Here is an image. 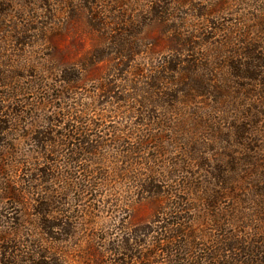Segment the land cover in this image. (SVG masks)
<instances>
[{"label":"trees","instance_id":"obj_1","mask_svg":"<svg viewBox=\"0 0 264 264\" xmlns=\"http://www.w3.org/2000/svg\"><path fill=\"white\" fill-rule=\"evenodd\" d=\"M147 1H15L24 13L13 21L21 23L4 28L3 51L13 43L15 56L21 51L26 61L29 47H45L49 58L33 64L40 73L29 74V86L10 87L0 69V146L23 131L33 148L15 151L5 165L18 178L7 179L6 191L18 206H30L33 218L26 235L1 228L19 227L20 218L1 220L0 264H264V237L228 231L244 224L238 208H219L240 168L222 162L209 170L207 141L212 132L224 133L220 115L241 97L254 109L238 118L240 140L264 116V37H251L254 22L264 36V7L243 14L252 25L210 22L224 34L212 39L198 28L188 31L185 19L174 22L176 8L193 0ZM12 3L3 0L0 22L14 18ZM56 5L71 20L87 19L80 28V36H89L85 54L78 56V41L60 45L69 25H56ZM194 7L199 17L211 15ZM89 82L98 93H79ZM47 103L54 110L40 117ZM228 155L239 164L237 151ZM142 201L154 215L132 224V203ZM102 213L116 218L114 226L94 221ZM202 221L205 229L196 227Z\"/></svg>","mask_w":264,"mask_h":264},{"label":"rangeland","instance_id":"obj_2","mask_svg":"<svg viewBox=\"0 0 264 264\" xmlns=\"http://www.w3.org/2000/svg\"><path fill=\"white\" fill-rule=\"evenodd\" d=\"M15 1L19 2L21 0H13V3L11 4V7L13 9L12 14L15 15L12 21L0 22V47L4 44L2 38L5 35H8H4V28L6 26H14L15 23H21L13 22L16 18H21L24 13L19 9V4L18 6L15 4ZM220 1L224 4L220 8H214L212 6V4L218 2V0H193L192 6L185 5L182 7H177V13L175 14L174 22H178L177 24H182V20L185 19L187 20L186 22L191 25L188 28V31H193L196 30L195 28H198V30H200V33H205V37H212V39H221L224 35L223 32H216L212 30V28L210 27V22L220 23L221 25H224L226 27L252 25V23L250 22H253L254 19L251 17L252 21H246L243 14L255 12L260 6L264 7V0ZM2 2L3 0H0L1 13L3 12L2 10L6 8V6L2 4ZM146 2L148 1L144 0V3L147 5ZM194 5H197L200 8H206V10L210 12L211 15L207 17H199V12L196 11ZM55 7L57 8L56 16L58 18L56 20V25H69V29L67 30V32H64L65 35L59 36L60 45L63 47L67 45L73 46V42L78 41L75 42L78 46V56L85 54L87 52L88 46L85 43L88 42L89 36H80V28L85 25L87 19L82 15L77 19L71 20V16L68 15L67 12L63 11V14L61 12H58V10H63V6L56 5ZM42 23L47 24L46 22H39V24ZM254 23L255 28L252 29L253 31L251 33V37H264L263 35H261V33H259V28H257L259 27V24L257 22ZM155 31L159 33L160 29L157 28ZM188 31L186 30V32ZM1 49L2 51H0V54H4V56L0 58V69L5 72L4 77L7 79V83L10 84V87L17 85L29 86L31 81L34 80V78H31L29 74L38 72L40 73V70L36 69L34 65L44 64L49 58V51L45 47H41L40 50L38 48L29 47L27 49L29 50V59L26 61L21 58V55H23L21 54V51L18 53V56H15L18 51L17 47H15L13 43H10V46L6 51H3L2 47ZM164 49V47H158L157 52H159L160 50L163 51ZM76 56L71 55L70 59L73 60L74 58H76ZM22 64H26L23 66H25V68L27 69L20 67L22 66ZM16 74H19L20 77H16ZM42 75H45V73L42 72ZM93 76H96L95 72H91L89 74L90 78H94ZM2 86L0 85V90L4 89ZM98 91L99 89H96L95 84H93V82H89L87 86L83 88V90H80L79 93H90L93 95L94 93L97 94ZM229 94L230 100L233 101L232 98L235 97L236 94L231 91L229 92ZM27 97L36 98V96H33V94H29V96ZM97 97L99 98V96ZM99 99L102 100L101 97ZM252 102L253 101L241 97L239 100L234 103H230L229 106L226 107L225 111L229 112V114L220 115L221 117L226 118L223 130L224 133L217 135L212 132V134L208 136L210 137V140H207L209 144L208 151L210 152L212 160L208 169L212 171L218 163L222 162L228 164L230 167L232 166V169L236 167L240 168V173L235 179L237 180V184L231 185V192H226L223 195L224 197L222 198L221 202H219V208L220 210L225 211V213H234L235 210H232L234 207L239 209L238 217H240V219L244 221V224H240L241 227L238 228L228 229L229 232L237 231L239 233L242 232V234L247 233L250 238L257 239L260 237H264V116L261 119H257L256 122L253 120L252 123H254V130L252 135H249V139H247L246 141H242V139L240 140L237 131V128L240 124L238 118L243 121V117H245V115L242 113H247V115L250 114V110L254 109V107L252 106ZM209 104H211V102H209ZM102 109L108 110L107 106L103 108L100 107V110ZM233 109L235 110L233 111ZM53 110L54 108L52 107V104L47 103V105H45L43 109L40 110L39 115L40 117H42L45 114H50ZM215 116L216 118H219L218 115L215 114ZM113 120L117 123H120L123 119L119 116H116L113 118ZM259 120H261V123L258 124V122H260ZM32 122L34 121L29 119L27 124V127L29 128L28 132H32ZM217 126L219 127V125ZM212 128L214 129V127ZM25 135L27 136L26 132L13 131V134L8 136L9 140L5 141V146H7H0V222L1 220H9V218L13 217L20 218L21 222L19 223V227L11 223L9 225L5 223L6 227L1 226V228L9 231H12L13 228H20L21 233L24 235L29 232V229L31 227L29 220L33 218V210L30 208V206L27 205L18 206L14 202L13 197L6 191L5 187L12 185V183L8 185L7 179L14 174V171L12 169V171L6 169L5 165L11 163L12 158L16 156L15 151H17L18 154H28L33 149L31 142L27 138L23 139V136ZM12 142L15 145H12ZM239 142H244L245 145H241L239 147L233 146L234 144L239 145ZM232 150L238 152L237 156L240 161L238 165H235L228 160V154H231ZM152 154L153 153L150 154V157H152ZM14 178L15 181L18 180V178H16L15 176ZM203 209L204 207H201V210ZM154 210V206H152L147 201L134 203V206L132 203L131 213L128 215L127 221L129 220L130 222H132V224H140L148 221L154 215ZM82 218L90 217L83 216ZM82 218H80V220ZM103 220L108 222V224L105 226L106 229L114 226L116 222V218L108 213H102L100 217L96 218L94 221L100 223ZM206 220L210 222V219L206 218ZM205 223L206 221L197 223L196 227L205 229Z\"/></svg>","mask_w":264,"mask_h":264}]
</instances>
